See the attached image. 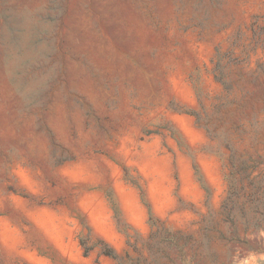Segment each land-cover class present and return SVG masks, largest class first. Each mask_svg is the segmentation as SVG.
<instances>
[{"label": "rangeland", "instance_id": "obj_1", "mask_svg": "<svg viewBox=\"0 0 264 264\" xmlns=\"http://www.w3.org/2000/svg\"><path fill=\"white\" fill-rule=\"evenodd\" d=\"M0 264H264V0H0Z\"/></svg>", "mask_w": 264, "mask_h": 264}]
</instances>
